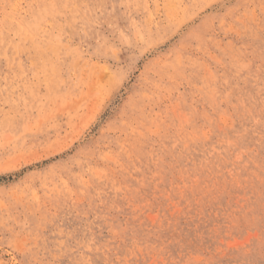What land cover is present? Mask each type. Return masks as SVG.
<instances>
[{
    "label": "rangeland",
    "instance_id": "374dc122",
    "mask_svg": "<svg viewBox=\"0 0 264 264\" xmlns=\"http://www.w3.org/2000/svg\"><path fill=\"white\" fill-rule=\"evenodd\" d=\"M0 40V264H264V0H0Z\"/></svg>",
    "mask_w": 264,
    "mask_h": 264
},
{
    "label": "bare ground",
    "instance_id": "6f19581e",
    "mask_svg": "<svg viewBox=\"0 0 264 264\" xmlns=\"http://www.w3.org/2000/svg\"><path fill=\"white\" fill-rule=\"evenodd\" d=\"M175 1V0H174ZM191 1V0H190ZM15 2V1H14ZM178 6H180V5H178ZM165 11V10H164ZM174 11V10H173ZM49 15V14H48ZM173 16H175V15H173ZM153 17V16H152ZM152 19V18H151ZM172 20V19H171ZM148 27V26H147ZM23 29H25V28H23ZM151 32V31H150ZM149 32V34L151 35L152 33H150ZM145 34V33H144ZM57 39H59V38H57ZM1 41V40H0ZM60 42V41H59ZM62 45V44H61ZM6 49V48H5ZM83 64V63H82ZM76 65V64H75ZM91 69V68H90ZM93 74H94V72H93ZM109 76V75H108ZM96 84V83H95ZM89 85H90V83H89ZM93 87V86H92ZM98 88V87H97ZM259 88V87H258ZM91 89V88H90ZM90 89H88V91L90 90ZM92 90V89H91ZM97 91V90H96ZM98 92V91H97ZM88 93H90V92H88ZM54 95V94H53ZM87 95H90V94H87ZM140 95H141V93H140ZM84 97H85V94L83 95ZM149 96V95H148ZM83 97V98H84ZM92 97V96H91ZM95 98V97H94ZM94 98H93V100H94ZM58 99V98H57ZM75 100V99H74ZM84 101H85V99H84ZM92 101V100H91ZM59 102V101H58ZM93 103V102H92ZM68 104V103H67ZM71 104V103H70ZM69 104V105H70ZM79 104V103H78ZM72 105V104H71ZM77 106V105H76ZM80 106V105H79ZM89 106V105H88ZM66 107V106H65ZM68 107V106H67ZM61 109H63V108H61ZM78 110V109H77ZM76 111V110H75ZM79 111V110H78ZM81 111V110H80ZM77 112V111H76ZM73 113H75L74 111H73ZM72 113V114H73ZM76 114V113H75ZM79 114V113H78ZM48 116V115H47ZM74 116V115H73ZM81 116H85V115H83V113H82V115ZM78 117H79V115H78ZM77 117V118H78ZM47 118V117H46ZM54 118V117H53ZM69 118H72L71 116L69 117ZM41 119V118H40ZM74 119H75V117H74ZM81 119V118H80ZM79 118H78V120H80ZM44 120V119H43ZM73 120V119H72ZM85 120V119H84ZM81 122H82V120H80ZM254 121V120H253ZM76 122L78 123V121L76 120ZM38 123V122H37ZM36 123V124H37ZM71 123V122H70ZM73 125H75L74 123H73ZM78 125V124H77ZM39 126H41V125H39ZM77 127H80V126H77ZM48 128V127H47ZM73 127H71V129H72ZM78 130V129H77ZM250 130V129H249ZM74 132H76V131H74ZM139 132V131H138ZM9 134V133H8ZM177 135V134H176ZM8 136V135H7ZM68 136V135H67ZM240 136V135H239ZM10 138V137H9ZM12 138V137H11ZM191 138V137H190ZM5 139V138H4ZM6 141V140H5ZM3 143H5V142H3ZM47 147V146H46ZM43 148V147H42ZM31 149V148H30ZM58 149V148H57ZM42 151V150H41ZM32 156V155H31ZM200 167V166H199Z\"/></svg>",
    "mask_w": 264,
    "mask_h": 264
}]
</instances>
